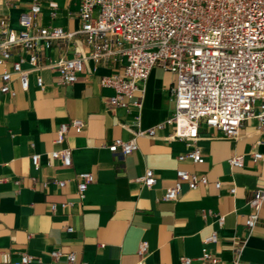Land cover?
I'll return each mask as SVG.
<instances>
[{"label":"crops","instance_id":"1","mask_svg":"<svg viewBox=\"0 0 264 264\" xmlns=\"http://www.w3.org/2000/svg\"><path fill=\"white\" fill-rule=\"evenodd\" d=\"M32 1L8 5L0 0V16L19 29V15ZM38 1L37 26L79 29L77 0ZM83 45L79 35L55 42L43 48L41 63L71 58ZM124 62L116 56L99 64L88 60L76 81L66 85L58 83L53 70H35L25 91L13 75L15 95L0 92V264H21L24 254L32 257L29 264H135L141 240L149 245L144 264H184L183 257L203 264L196 258L204 246L223 264H231L238 244L242 261L264 264V200L257 224L245 226L248 201L264 187V131L258 130L257 119L244 120L235 139L201 124L194 144L170 138L173 128L166 123L152 136L137 133L172 115L175 76L153 67L128 105L111 109L107 102L113 91L100 79L119 71ZM11 69V61L0 64V74ZM38 75L43 89L36 84ZM75 118L84 122L83 131L69 127L63 141L55 142L59 126ZM136 134L137 149L129 155L121 158L109 151L114 139L127 141ZM193 145L203 162L178 161ZM66 147L71 150L69 167L49 157V152ZM254 153L262 157L254 160ZM34 154L39 155L38 166L32 164ZM236 155H242V168L228 162ZM147 169L156 178L151 187L137 180ZM178 169L206 176L208 183L195 189L183 184L175 200H164ZM79 172H91L94 178L82 199L77 195ZM59 180L65 181L63 187ZM67 226L73 231L66 232ZM212 232L217 241L205 245ZM53 251L63 255L54 258ZM70 253L73 261L67 259Z\"/></svg>","mask_w":264,"mask_h":264},{"label":"built area","instance_id":"2","mask_svg":"<svg viewBox=\"0 0 264 264\" xmlns=\"http://www.w3.org/2000/svg\"><path fill=\"white\" fill-rule=\"evenodd\" d=\"M12 5L17 0H6ZM77 17L80 21L77 31H66L60 26L40 27L36 17L41 4L33 0L31 6L20 13V28L9 26L8 18L0 16V64L11 61V71L0 74V92L15 95L10 83L13 75L22 90L29 87L30 73L47 68L57 73L60 85L71 84L84 71L88 60L102 63L112 56L124 60L121 69L111 75L102 76L100 84L111 88L113 95L108 99L109 108L127 106L134 93L148 78L155 66L175 76L172 87L174 111L165 122L146 130L152 136L155 129L166 123L173 128L170 138L194 144L199 137L201 124L220 132L226 139L239 136L242 122L255 118L258 130L264 131V0H77ZM50 15L53 17L54 12ZM81 36L83 47L71 58H49L42 62L43 48L59 41H68ZM28 67L24 68L23 65ZM40 89L44 87L41 75L36 77ZM140 106V104H136ZM69 127L76 133L83 131L84 122L71 119L62 123L55 142L61 143ZM137 134L124 141L114 139L109 151L121 158L137 149ZM49 157L59 159L64 167L71 166L70 148L49 152ZM254 160L262 157L253 154ZM178 161L190 160L202 163L200 150L192 146L177 157ZM39 155L31 156L38 166ZM231 166L243 167L242 155L228 159ZM77 195L82 199L88 184L94 178L91 172H79ZM137 180L146 187L155 184L153 171L147 169ZM208 183L206 176L183 169L176 171L174 184L165 190L164 200H175L183 188L195 189ZM57 184L63 187L65 181ZM220 188V183H215ZM231 193L235 188L230 189ZM264 200V187L255 190L248 201L250 213L245 226L253 228L259 220V211ZM68 203H62L65 207ZM52 210L56 205L52 204ZM223 223V216L219 218ZM66 232L73 228L67 226ZM216 232L204 238V244L215 243ZM242 244L234 248L231 264H251L239 257ZM149 252L148 242L138 244L135 264H144ZM58 258L63 255L53 251ZM32 257L24 254L21 264H29ZM73 261V253L67 255ZM184 264H191L193 258H181ZM203 264H223V261L204 246L196 258Z\"/></svg>","mask_w":264,"mask_h":264}]
</instances>
